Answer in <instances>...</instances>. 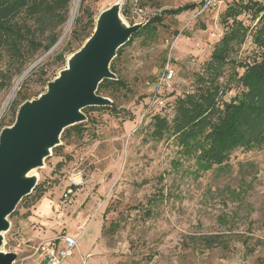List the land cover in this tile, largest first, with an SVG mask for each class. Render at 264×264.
<instances>
[{"label": "rangeland", "instance_id": "374dc122", "mask_svg": "<svg viewBox=\"0 0 264 264\" xmlns=\"http://www.w3.org/2000/svg\"><path fill=\"white\" fill-rule=\"evenodd\" d=\"M233 1L85 0L84 11H79L80 0L74 17L80 15V23L73 20L66 31L73 0L54 46L40 49L23 72L8 70L14 77L10 87H0V113L16 81L22 80L0 117V133L15 121L23 102L47 90L107 8L119 3L124 22L134 25L165 9L197 6L165 14L156 39L145 43L138 36L125 45L115 72L127 88L98 93L111 98L117 111L83 110L88 117L84 131L72 129L61 137L62 144L45 164L30 173L38 177L36 189L7 217L11 227L4 232L2 249L18 254L15 264H38L34 245L62 234L79 237L65 264H264V145L238 148L225 165L201 175L182 173L171 171L172 148L152 139L148 124L159 97L173 100L196 89V77L205 73L228 29L223 15ZM241 18L252 29L258 22L249 15ZM48 35L37 39L46 44ZM250 38L237 45L235 57L253 58L257 50ZM62 50L64 58L57 56ZM168 67L174 71L170 85L163 80ZM228 67L220 79L226 87L231 83ZM231 88L224 94L228 100L238 83ZM75 169L83 171L86 182L66 197V176ZM159 190L166 193L164 199L158 198ZM148 208L150 215L145 214Z\"/></svg>", "mask_w": 264, "mask_h": 264}, {"label": "trees", "instance_id": "16d2710c", "mask_svg": "<svg viewBox=\"0 0 264 264\" xmlns=\"http://www.w3.org/2000/svg\"><path fill=\"white\" fill-rule=\"evenodd\" d=\"M84 1L81 0L79 11H84ZM72 2L73 0H0V87L6 88L12 84L14 76L8 70L15 68L18 73L23 72L40 49L49 50L54 46L59 39L61 27L69 19ZM233 2L223 15L228 29L212 51L205 73L196 77V89L179 94L173 100L167 95L159 97L156 110L149 114L152 139L157 142L166 141L172 148L171 171H190L201 175L225 165L230 154L238 148L251 150L264 145V0ZM195 7V3H186L174 9L163 10L161 14L150 18L125 45L132 43L138 36H144L145 43L156 39L158 27L164 25L165 14L178 15ZM242 15L258 19L254 29L247 26ZM80 20L78 15L74 23L78 25ZM46 33H49L48 42L43 44L37 36H44ZM73 34L78 35L76 29H73ZM248 36L257 51L253 58L240 60L234 53L238 49L237 45L243 44ZM125 45L118 49L117 56L111 63L113 72L116 69V58L122 55ZM57 56L64 58V50ZM3 62L6 63V68H2ZM226 66L231 71L227 80V83L231 82L228 83L229 87L220 80L226 72ZM232 83H238V91L228 100L224 98V94L233 90ZM120 88L126 89L127 85L119 75L118 79H104L99 84L97 93ZM84 110L117 111V105L113 102L112 106H92ZM72 129L82 133L84 123L66 128L62 137L69 135ZM159 192L158 198L164 199V190ZM15 212L16 210L11 215ZM151 213V208L145 210V214Z\"/></svg>", "mask_w": 264, "mask_h": 264}, {"label": "water", "instance_id": "95a60500", "mask_svg": "<svg viewBox=\"0 0 264 264\" xmlns=\"http://www.w3.org/2000/svg\"><path fill=\"white\" fill-rule=\"evenodd\" d=\"M120 9L115 3L100 14L92 34L68 57L67 66L48 82L47 90L23 102L14 123L0 133V264H14L18 256L2 245L4 232L11 227L7 217L37 185L38 177L27 174L43 166L62 144L66 128L88 120L85 108L113 105L111 98L97 93L99 84L118 79L111 70L118 49L147 23H125Z\"/></svg>", "mask_w": 264, "mask_h": 264}, {"label": "built area", "instance_id": "2783aa9c", "mask_svg": "<svg viewBox=\"0 0 264 264\" xmlns=\"http://www.w3.org/2000/svg\"><path fill=\"white\" fill-rule=\"evenodd\" d=\"M173 78L174 71L168 67L163 74V80L170 85ZM66 179L68 183L64 193L66 197H69L74 190L80 188L86 182L85 175L81 169L70 171ZM78 240V236L62 234L47 241L37 242L33 249L34 254L38 255L40 259L38 264H65L66 260L74 255V251L78 247Z\"/></svg>", "mask_w": 264, "mask_h": 264}, {"label": "bare ground", "instance_id": "6f19581e", "mask_svg": "<svg viewBox=\"0 0 264 264\" xmlns=\"http://www.w3.org/2000/svg\"><path fill=\"white\" fill-rule=\"evenodd\" d=\"M79 1H80V0H75V2H74V6L72 7L73 9H72L71 19L69 20V22H68V24H67V26H66V31L70 29V27H71V25H72V23H73L74 17H75V15H76V12H77L78 7H79ZM123 24H124V23H123ZM26 73H27V72H26ZM21 80H22V79H18V80L16 81V83H15V87H14V90H13V92L9 95V97H8V101L6 102L5 106L3 107V110H2L1 113H0V117H1V115H2V113H3V111H4V109H5L6 105L8 104L9 100H10L11 97L13 96L15 89H16L17 86L20 84V81H21ZM29 174H30V173H28L27 176H28ZM31 176H32L34 179L37 178L36 175H34V176L31 175Z\"/></svg>", "mask_w": 264, "mask_h": 264}]
</instances>
